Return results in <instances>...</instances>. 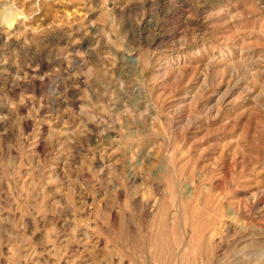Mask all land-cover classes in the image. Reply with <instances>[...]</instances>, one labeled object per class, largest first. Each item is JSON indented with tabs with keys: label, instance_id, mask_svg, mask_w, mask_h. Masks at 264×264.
<instances>
[{
	"label": "rangeland",
	"instance_id": "obj_1",
	"mask_svg": "<svg viewBox=\"0 0 264 264\" xmlns=\"http://www.w3.org/2000/svg\"><path fill=\"white\" fill-rule=\"evenodd\" d=\"M2 9L0 264H264V0Z\"/></svg>",
	"mask_w": 264,
	"mask_h": 264
},
{
	"label": "bare ground",
	"instance_id": "obj_2",
	"mask_svg": "<svg viewBox=\"0 0 264 264\" xmlns=\"http://www.w3.org/2000/svg\"><path fill=\"white\" fill-rule=\"evenodd\" d=\"M2 10L3 11L0 13V22L6 23L9 27H11L18 20V17H19L18 12L16 13L15 11L14 12L8 11V9L7 10L2 9ZM9 10H10V8H9Z\"/></svg>",
	"mask_w": 264,
	"mask_h": 264
}]
</instances>
